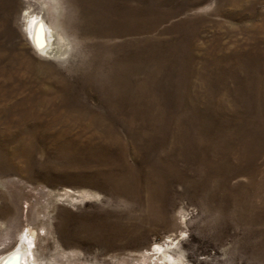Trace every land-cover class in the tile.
Returning a JSON list of instances; mask_svg holds the SVG:
<instances>
[{
  "label": "rangeland",
  "instance_id": "1",
  "mask_svg": "<svg viewBox=\"0 0 264 264\" xmlns=\"http://www.w3.org/2000/svg\"><path fill=\"white\" fill-rule=\"evenodd\" d=\"M30 233L25 264H264V0H0V261Z\"/></svg>",
  "mask_w": 264,
  "mask_h": 264
},
{
  "label": "bare ground",
  "instance_id": "2",
  "mask_svg": "<svg viewBox=\"0 0 264 264\" xmlns=\"http://www.w3.org/2000/svg\"><path fill=\"white\" fill-rule=\"evenodd\" d=\"M26 30L30 40L36 47L42 50L44 54L50 57L61 55L62 49L66 45L67 39H65L62 34L53 31L52 28L46 24L42 17L35 15L31 16L28 19ZM33 235L31 233L26 235V241L24 240L25 242H23L21 247L3 259L1 258L2 260L0 261V264H25L26 252L29 248V245L33 244V242H30L29 240L34 238ZM29 250L31 251V259L33 264H72V260L81 255L80 253H66L61 251L57 252L56 255L49 260H40L35 256L31 248ZM156 250L158 253H161L163 256H165V258H169V260L172 258L171 256L167 255L166 250H164L162 247L158 246Z\"/></svg>",
  "mask_w": 264,
  "mask_h": 264
}]
</instances>
